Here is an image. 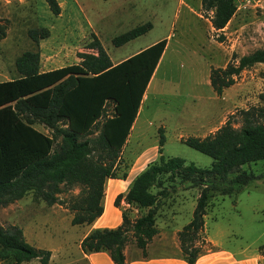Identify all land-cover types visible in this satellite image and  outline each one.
Segmentation results:
<instances>
[{
    "label": "trees",
    "instance_id": "1",
    "mask_svg": "<svg viewBox=\"0 0 264 264\" xmlns=\"http://www.w3.org/2000/svg\"><path fill=\"white\" fill-rule=\"evenodd\" d=\"M46 1L55 15L61 14L59 0ZM237 1L202 0L203 9L212 12V26L217 31L235 16ZM152 28L151 22L138 25L116 36L113 42L124 45ZM7 30L0 15V41L6 38ZM28 34L39 46L51 31L34 27ZM91 35L87 44L90 51L78 53L79 63L43 71L40 48L27 50L16 60L20 76L0 81V208L31 192L53 205L65 189L78 185L81 191L70 202L72 224L91 225L104 213L107 180L128 175L120 176L118 165L168 39L114 64L98 35ZM262 62L264 49H258L241 56L238 63L212 68L214 90L222 95L244 69ZM240 113V127L229 118L214 134L184 140L213 158L208 168L182 157L163 155L161 147L166 139L160 130V158L148 164L134 178L128 192L115 200L117 207L124 199L130 206L147 211L132 220L124 210L117 227L92 229L81 242L83 251H107L115 264H128L126 248L134 238L147 255L149 243L159 233L160 198L170 193L164 177L169 174L171 179L180 176L201 189L191 221L178 233L184 257L190 263L196 262L203 253L197 243L202 239L212 193L238 195L256 178L242 166L264 160V105ZM0 246L1 257H11L19 264L37 258L48 264L52 255L51 250L29 243L18 225H0Z\"/></svg>",
    "mask_w": 264,
    "mask_h": 264
},
{
    "label": "rangeland",
    "instance_id": "2",
    "mask_svg": "<svg viewBox=\"0 0 264 264\" xmlns=\"http://www.w3.org/2000/svg\"><path fill=\"white\" fill-rule=\"evenodd\" d=\"M59 1L62 12L55 15L46 0H0V15L8 25L7 36L0 41V81L20 76L16 60L27 50L41 49V67L47 63L49 67L75 64L79 60V52L90 51L87 44L94 31L116 62L118 57L133 53L143 41H129L116 46L113 39L138 25L151 22L153 28L145 38L164 37L169 40L145 112L140 117L144 122L147 116L152 124L146 121V134L137 143L135 135L138 129L134 131L131 143L122 154L118 173L120 176L129 174L138 155H154L157 152L161 121H165L167 126L163 131L166 139L163 155L182 157L199 167H210L213 162L211 156L180 139V134L187 135L188 129L180 122L195 115L205 116V111L211 107V88L204 81L209 73L211 75L212 68L225 67L230 62L238 63L241 56L264 49V0H238L235 16L221 31L212 26V12L203 9L202 0ZM34 27H47L51 31V35L42 39L39 46L28 34L29 29ZM41 44H44L43 49ZM52 60L56 61L50 64ZM233 85L236 87L227 88L234 112L228 115V119L231 118L234 125L240 127L243 123L241 110L264 105V62L244 69L236 76ZM108 110H113V106L110 105ZM38 127L49 133L44 125L39 124ZM156 157L159 159L160 154ZM242 168L253 172L256 178L236 196L212 193L205 216L206 228L211 235L219 237L217 239L222 241V246L253 253L264 247V160L247 163ZM164 177L170 193L160 198L157 226H164L165 214L174 213L176 224L182 229L193 217L201 189L180 176L171 179L168 174ZM80 191L78 185L65 189L59 195V202L53 205L37 198L32 192L38 210L35 217L43 223L48 221L49 231L32 234V230H28L25 238L38 248L51 250L48 264H93L91 253H85L81 247L89 226L72 224L74 212L70 209V202ZM153 191L157 192L158 188ZM103 204H110L106 194ZM118 207L121 211L126 210L132 220L147 211L136 206L127 207L122 200ZM14 215L13 203L1 207L0 225L9 227L14 224ZM109 217L111 223L118 220V210L110 207ZM197 244L202 246L203 253L212 248L203 235ZM166 245L169 247H164ZM174 245L173 236L166 238L157 234L147 247V255H159L161 250L173 249ZM126 250L131 257L139 252L146 256L134 238ZM0 264L19 263L11 257L0 256ZM22 264L42 262L37 258Z\"/></svg>",
    "mask_w": 264,
    "mask_h": 264
},
{
    "label": "crops",
    "instance_id": "3",
    "mask_svg": "<svg viewBox=\"0 0 264 264\" xmlns=\"http://www.w3.org/2000/svg\"><path fill=\"white\" fill-rule=\"evenodd\" d=\"M94 33L96 32L94 31ZM146 35L147 33L131 40L130 42L139 41V40L143 42L141 43V45L138 46V48L133 50L132 51L133 53H130V55L120 56L117 58L116 62L112 59L113 63L118 64L121 61L129 58L130 56L140 52L141 50L164 39V37H157L152 40H149L148 38H145ZM98 37L100 38L99 35ZM168 44H169V40H168ZM168 44H167V47H168ZM40 47L43 49L44 44H41ZM165 52L146 90L138 117L133 125L132 131L130 133V137L128 138V141L126 145L124 146L123 154L125 152L126 147H128L129 144L131 143L130 141L134 135V131L138 129L135 135L136 143H137L139 142V138L146 134V127H145L146 121H148L149 124H152V121H149V118L147 116L144 122H141L140 117L145 112V108L147 106L146 103L148 102L150 98V92H151L153 83L156 79L159 67L161 66L163 59L165 57ZM80 60L81 59L79 58V60H77L76 63H79ZM55 61L56 60L50 61V64L55 63ZM48 65H49L48 63L46 64V66H43L42 64V70L48 71V70L66 66V64L65 65L56 64L50 67ZM204 83L211 88L212 95L209 97V99L211 100L212 105L208 110L205 111L207 112L205 116L200 117L199 115H195V116H191L183 120V122H180L186 128H188L186 129L187 135L180 134V139L183 142L186 138L190 136L205 138L208 135L214 134L220 127H222L227 122L228 115L230 113H234L231 109V105L233 104V102L230 100L228 89L236 87V86L232 85L233 87L230 86L228 87V89L226 88L222 95H218L211 84L210 73H209L208 78L204 81ZM166 129H167L166 122L161 121V125L158 127V131L163 130L165 132ZM161 148L163 149V147ZM156 151L157 152L154 153V155L145 156L143 155L144 153L141 154L142 156L138 155V157H136L134 160L132 169L129 171L130 173L126 177L109 178L107 180L106 199H108L109 197L110 204L108 206L107 204H105V210H104L103 215L99 217L93 224L88 225L90 230L86 233V235L94 228H98V227L113 228V227H117L118 225L122 223V211L120 210L119 207L115 205V200L118 195L126 194L128 192L134 178L141 171H143L148 166V164L157 160L156 156H158L159 154L161 155L160 146H157ZM162 154H163V151H162ZM135 171L136 173L134 174ZM32 194H33L32 192L28 193L25 196L19 199H16L14 202H12L14 204V214H15L14 215L15 221H14V224L12 225L20 226L23 229L25 236L27 235L28 230H32L33 232L32 234H35V232H38V231H43V232L49 231V227H48L49 222L46 221L45 223H43L42 221H37L35 217L36 215H38V210L35 207L37 203L34 201ZM122 203L126 205L127 207H131L128 203L125 202L124 199L122 200ZM110 207H114L119 212L120 217L114 223H111L110 221L111 220L109 217ZM172 214L164 215L163 217L164 226L158 227L159 228L158 235L159 236L161 235L162 237L164 236L166 238L173 236L175 240V245L173 249L170 248L169 250H167V248H165L164 252L161 250L159 255H149L148 254L146 256H143L141 252H139L138 255L132 256V257L129 256L126 250L128 264H264V247H261L259 251H254L253 253H247L245 250L234 251L233 249H230L229 247H224L222 246V241H220V239H217L219 238L218 236L215 237L211 235L209 231H207L206 218H205V226H204V230L202 231V235L204 239H206L212 245V248L202 253L196 262L190 263L184 257L182 246H181V241L178 235L179 231H181L183 228L181 229L180 226L176 224V216L174 215V213ZM43 216H47V215H43ZM164 247H169V246L166 245ZM90 257L92 258L93 264H115L109 252L107 251L91 253Z\"/></svg>",
    "mask_w": 264,
    "mask_h": 264
}]
</instances>
